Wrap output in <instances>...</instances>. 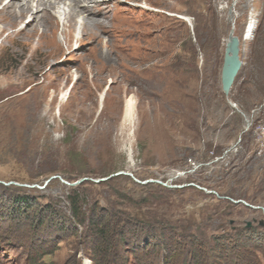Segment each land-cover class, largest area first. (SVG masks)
I'll list each match as a JSON object with an SVG mask.
<instances>
[{"label":"rangeland","instance_id":"rangeland-1","mask_svg":"<svg viewBox=\"0 0 264 264\" xmlns=\"http://www.w3.org/2000/svg\"><path fill=\"white\" fill-rule=\"evenodd\" d=\"M121 7L108 56L0 53V264H264V0Z\"/></svg>","mask_w":264,"mask_h":264},{"label":"bare ground","instance_id":"bare-ground-1","mask_svg":"<svg viewBox=\"0 0 264 264\" xmlns=\"http://www.w3.org/2000/svg\"><path fill=\"white\" fill-rule=\"evenodd\" d=\"M119 1L0 0V53L2 50L9 51L13 55V59L20 61V58L24 57V52L18 51L15 46L26 42L31 43L32 40L37 39L34 52H41L46 48L47 57H53L57 53H62L59 41L63 40L67 49L71 51L74 48H79L81 43L88 39L92 42H97L95 51L98 54L108 56L113 48L107 43L109 42L108 38L105 41L107 44H102L103 40L101 38L102 33H106L109 30L112 33L118 31V25L112 22V18L117 22L123 19L121 16L116 15L124 10L122 7L113 11L118 6ZM111 12L113 13L112 15L110 14ZM256 28V23L253 21L247 26L244 34L247 40L254 38ZM58 31L62 35L60 40L57 37ZM74 41L76 45H73ZM64 71L66 72L67 69H64ZM135 114L136 103L134 98L129 96L124 106V124L129 127L133 126Z\"/></svg>","mask_w":264,"mask_h":264},{"label":"water","instance_id":"water-1","mask_svg":"<svg viewBox=\"0 0 264 264\" xmlns=\"http://www.w3.org/2000/svg\"><path fill=\"white\" fill-rule=\"evenodd\" d=\"M242 64H243V62L240 58V39L238 36L234 35L232 32L228 38V42L226 45L224 61H223V66H222V72H221L222 90L226 95H228L231 92V89H232V87H233V85L237 79V76H238V74L242 68ZM121 174L129 175L130 173L126 172V171H120V172L115 173L112 176H117V175H121ZM57 177L58 176H52L51 178H49L45 182V185L51 179L57 178ZM83 180L84 179L80 180L79 182H81ZM26 186H29V185H26ZM252 207H254V206H252ZM254 208H260V207H254Z\"/></svg>","mask_w":264,"mask_h":264},{"label":"built area","instance_id":"built-area-1","mask_svg":"<svg viewBox=\"0 0 264 264\" xmlns=\"http://www.w3.org/2000/svg\"><path fill=\"white\" fill-rule=\"evenodd\" d=\"M258 135H259L261 150L264 152V126L259 127Z\"/></svg>","mask_w":264,"mask_h":264},{"label":"trees","instance_id":"trees-1","mask_svg":"<svg viewBox=\"0 0 264 264\" xmlns=\"http://www.w3.org/2000/svg\"><path fill=\"white\" fill-rule=\"evenodd\" d=\"M106 225V224H105ZM103 224V222L100 223V228H98L99 230H103L106 226ZM101 227H104V228H101Z\"/></svg>","mask_w":264,"mask_h":264}]
</instances>
